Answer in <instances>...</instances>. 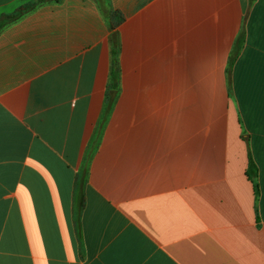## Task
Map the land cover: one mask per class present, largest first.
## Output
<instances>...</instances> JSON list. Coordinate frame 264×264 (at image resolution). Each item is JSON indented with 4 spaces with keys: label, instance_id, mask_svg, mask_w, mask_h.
<instances>
[{
    "label": "crops",
    "instance_id": "crops-1",
    "mask_svg": "<svg viewBox=\"0 0 264 264\" xmlns=\"http://www.w3.org/2000/svg\"><path fill=\"white\" fill-rule=\"evenodd\" d=\"M33 1L0 0V20ZM0 264H264V0H61L9 21Z\"/></svg>",
    "mask_w": 264,
    "mask_h": 264
},
{
    "label": "trees",
    "instance_id": "trees-1",
    "mask_svg": "<svg viewBox=\"0 0 264 264\" xmlns=\"http://www.w3.org/2000/svg\"><path fill=\"white\" fill-rule=\"evenodd\" d=\"M60 2L61 0H34L33 3H31L30 5H26L24 7H22L21 9H19L15 15L13 16H8V22H5V20L1 19L0 20V31L2 30V28L9 23V21L14 20L26 13H28L30 10H32L33 8H35L37 5L42 4V3H46V2ZM117 77V73L114 70V80H116ZM247 175L248 177L253 181L254 185H255V192H256V196H259V187L257 184V178H258V167L255 164L251 152H250V161H249V168L247 170Z\"/></svg>",
    "mask_w": 264,
    "mask_h": 264
}]
</instances>
